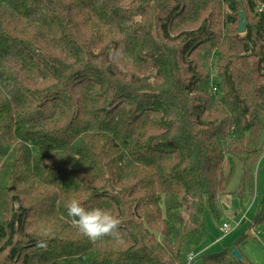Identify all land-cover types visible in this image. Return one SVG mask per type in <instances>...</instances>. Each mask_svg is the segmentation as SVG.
I'll return each mask as SVG.
<instances>
[{
	"label": "trees",
	"instance_id": "16d2710c",
	"mask_svg": "<svg viewBox=\"0 0 264 264\" xmlns=\"http://www.w3.org/2000/svg\"><path fill=\"white\" fill-rule=\"evenodd\" d=\"M263 157L264 0H0V264H188ZM73 198L122 241L82 236ZM246 239L195 257L253 264Z\"/></svg>",
	"mask_w": 264,
	"mask_h": 264
},
{
	"label": "rangeland",
	"instance_id": "374dc122",
	"mask_svg": "<svg viewBox=\"0 0 264 264\" xmlns=\"http://www.w3.org/2000/svg\"><path fill=\"white\" fill-rule=\"evenodd\" d=\"M241 175L242 166L237 164L236 172L229 185V192L232 193L237 190ZM256 180L257 195L253 201L250 198L243 200L235 198L234 194L222 199L223 209L220 220H216L207 207L208 233L202 235L203 242L200 251L194 255L199 254L198 257H200L203 254L220 253L230 246L232 247L237 240L247 233L246 242L240 247L242 254L253 264H264V244L262 242L264 231L261 227L248 230L250 223L257 215L259 202L264 198V157L261 158L257 166ZM224 224L232 226L231 232L227 235L223 231ZM193 264H203V261L201 258H196Z\"/></svg>",
	"mask_w": 264,
	"mask_h": 264
},
{
	"label": "clouds",
	"instance_id": "9594fccd",
	"mask_svg": "<svg viewBox=\"0 0 264 264\" xmlns=\"http://www.w3.org/2000/svg\"><path fill=\"white\" fill-rule=\"evenodd\" d=\"M65 207L73 226L90 242L96 243L105 237L117 243L122 241L121 220L111 211L100 207L86 208L79 199L75 198L68 201ZM38 246L44 247L46 242L38 241ZM194 259H196L195 255L190 253L188 264H192Z\"/></svg>",
	"mask_w": 264,
	"mask_h": 264
},
{
	"label": "water",
	"instance_id": "95a60500",
	"mask_svg": "<svg viewBox=\"0 0 264 264\" xmlns=\"http://www.w3.org/2000/svg\"><path fill=\"white\" fill-rule=\"evenodd\" d=\"M240 18H241V24L239 26V33L241 35H244V34H246V29H247V26H248V21L246 19L245 12L241 13ZM232 256L235 259H237L238 261H240L242 263H246V260L244 259V257L241 255V253L238 250H234L232 252Z\"/></svg>",
	"mask_w": 264,
	"mask_h": 264
},
{
	"label": "built area",
	"instance_id": "2783aa9c",
	"mask_svg": "<svg viewBox=\"0 0 264 264\" xmlns=\"http://www.w3.org/2000/svg\"><path fill=\"white\" fill-rule=\"evenodd\" d=\"M231 230H232V226L231 225H228V224H224L223 225V231H224L225 235H227L229 232H231ZM262 242L264 244V241H262Z\"/></svg>",
	"mask_w": 264,
	"mask_h": 264
}]
</instances>
